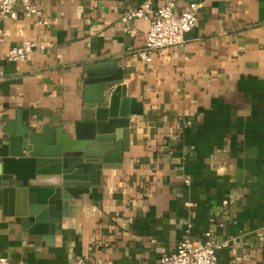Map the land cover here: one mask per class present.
Segmentation results:
<instances>
[{
	"label": "crops",
	"instance_id": "0c3cea01",
	"mask_svg": "<svg viewBox=\"0 0 264 264\" xmlns=\"http://www.w3.org/2000/svg\"><path fill=\"white\" fill-rule=\"evenodd\" d=\"M42 24L0 15V53L42 41L19 63L0 61V158L18 131L74 137L94 105L134 111L120 161L52 202L66 215L49 232L0 195V256L26 264H157L183 239L211 231L219 264H264V0L200 3L180 46L133 55L149 22L120 17L146 0H31ZM153 6L161 0H148ZM118 71L104 102L86 79ZM89 73L91 75H89ZM91 78V77H90ZM113 104V102H112Z\"/></svg>",
	"mask_w": 264,
	"mask_h": 264
},
{
	"label": "water",
	"instance_id": "95a60500",
	"mask_svg": "<svg viewBox=\"0 0 264 264\" xmlns=\"http://www.w3.org/2000/svg\"><path fill=\"white\" fill-rule=\"evenodd\" d=\"M90 77L85 81L86 94L94 91L97 104L104 102L105 90L122 79L118 71H101ZM118 95L116 88L108 108L94 105V119L87 130L77 129L74 137L61 129L55 136L18 131L11 138L8 154L0 158V195L27 208L37 223L46 222L53 232L66 215L65 208L56 211L52 202L56 190L85 185L84 181L94 180L104 167L120 161L129 134L128 117L137 112L126 111L124 106L119 112L113 101Z\"/></svg>",
	"mask_w": 264,
	"mask_h": 264
},
{
	"label": "built area",
	"instance_id": "2783aa9c",
	"mask_svg": "<svg viewBox=\"0 0 264 264\" xmlns=\"http://www.w3.org/2000/svg\"><path fill=\"white\" fill-rule=\"evenodd\" d=\"M20 3L25 17H34L38 24H42V11L31 0H0V15L16 18L15 6ZM200 3L193 1L187 10L176 12L175 0H161L153 6L148 0L137 7H130L124 11L120 20L127 22L132 19H143L149 22V29L145 35L144 45L134 51L133 55L144 62H151L155 53L165 47L180 46L185 42V36L191 32L196 24V11ZM5 42L0 27V45ZM42 41L24 39L21 44L10 47L5 53H0V61L19 63L36 50L44 49ZM227 245L225 241L215 239L211 231L206 232L201 243L194 244L189 239H183L176 250L163 255L157 264H219L217 251ZM0 264H26L23 261L11 260L0 256Z\"/></svg>",
	"mask_w": 264,
	"mask_h": 264
}]
</instances>
